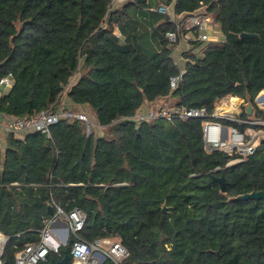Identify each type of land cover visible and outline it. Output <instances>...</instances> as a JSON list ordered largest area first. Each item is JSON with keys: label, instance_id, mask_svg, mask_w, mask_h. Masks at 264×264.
<instances>
[{"label": "trees", "instance_id": "1", "mask_svg": "<svg viewBox=\"0 0 264 264\" xmlns=\"http://www.w3.org/2000/svg\"><path fill=\"white\" fill-rule=\"evenodd\" d=\"M173 2L0 0V78L13 74L0 113L58 110L65 96L89 104L106 127L88 133L85 121L62 118L51 137L13 132L0 145L3 264L40 239L55 204L85 211L83 238L120 240L129 251L122 264H264V199L235 198L264 190V143L228 165L229 154L205 149L201 118H135L162 99L209 112L227 95L254 100L264 90V0H176L177 14L207 5L222 30L218 41H193L204 54L185 51L176 87L171 77L181 68L166 37L175 23L157 10L148 21L140 15ZM221 175L226 191L214 180ZM66 253L72 264L71 240L39 264Z\"/></svg>", "mask_w": 264, "mask_h": 264}, {"label": "built area", "instance_id": "2", "mask_svg": "<svg viewBox=\"0 0 264 264\" xmlns=\"http://www.w3.org/2000/svg\"><path fill=\"white\" fill-rule=\"evenodd\" d=\"M114 1L124 3L126 0ZM157 9L168 14L169 20L175 23V28L166 33L174 51L181 45L182 39L189 43L193 41L209 43L221 38V24L208 11L205 4L195 11L178 15H171L168 6L164 4H160ZM195 48L197 47L194 46L193 49ZM204 49L199 47L203 54ZM185 72V67L181 68L178 75L171 77L172 87L178 85ZM12 85L13 74L11 72L0 78V92L9 89ZM227 96L231 98L216 99L211 112L205 108L158 106L149 107L145 114L135 116V118L147 120L164 118L169 121L177 117L201 118L205 149L208 152L220 150L229 154L231 159L227 164L232 165L255 154L264 143V116L256 114V109L264 111V90L260 91L253 100L254 111L251 115L245 113V97ZM227 102L232 103V108H224ZM62 118L69 121L75 118L85 121L88 133H91L93 125L97 124L90 121L86 112L59 107L58 110L50 108L23 117L0 113V131L23 133L35 130L51 137L52 126ZM55 207L56 212L46 220L40 239L37 242L26 244L18 251L15 264H39L46 260L50 252H59L69 240H71L72 264H104L107 259L114 264H122L129 255L128 249L118 239L103 237L87 240L83 238L82 231L86 224L87 214L80 207L75 206L70 211H65L56 204ZM7 239L8 237L0 231V264H3L2 256Z\"/></svg>", "mask_w": 264, "mask_h": 264}, {"label": "crops", "instance_id": "3", "mask_svg": "<svg viewBox=\"0 0 264 264\" xmlns=\"http://www.w3.org/2000/svg\"><path fill=\"white\" fill-rule=\"evenodd\" d=\"M175 1L168 6V9L171 13V15H178L176 12H175ZM159 6V5H158ZM158 6H155V7H146L144 10H142V12H140V15L142 17V19L144 21H148L149 20V11H153V10H157L159 11L157 8ZM160 13H162L161 11H159ZM150 29V27H149ZM115 32L116 33H120V30L118 28V26L116 25L115 26ZM222 35H220L221 37ZM194 47V43H189L187 42L185 39H182V42H181V45L176 49V51H174V57L175 59L177 60V62L179 63L180 65V68H184L185 67V63L187 62L188 58L186 57L185 55V51H189L191 50L192 48ZM190 52V51H189ZM193 52H196L198 55L202 56L203 55V52H200L199 48H195L193 50ZM78 78V76H77ZM76 79H72V82H75ZM5 91V90H4ZM4 91H1L0 94H2ZM164 103H166V99H162L160 101H157L156 103H153V104H150V103H146L137 113L136 116H139V115H142V114H145L147 109L149 107H158L160 105H163ZM62 105H64L66 108H73L74 110H77V111H82V112H86V113H89L91 115V107L89 104H74L70 101H65V96L63 97L62 99ZM99 133V132H97ZM11 133H5V132H1L0 131V145L1 147L5 150L6 149V146H7V142H8V138H9V135ZM24 134L25 132L23 133H15V135L19 138H22L24 137ZM102 134V133H101ZM105 264V262H104Z\"/></svg>", "mask_w": 264, "mask_h": 264}, {"label": "water", "instance_id": "4", "mask_svg": "<svg viewBox=\"0 0 264 264\" xmlns=\"http://www.w3.org/2000/svg\"><path fill=\"white\" fill-rule=\"evenodd\" d=\"M242 37H258L259 35L256 33H245L243 32L241 34ZM231 84H234V82H231ZM245 103H244V109H245V113L248 115H251L254 111V102L253 99L251 97V95L249 93L246 94L245 96ZM80 162V161H78ZM214 180L218 181L221 184V188L222 191H226L227 190V183H226V179L224 175L221 176H214ZM236 199H260L263 198L264 199V190H254L248 193H244V194H240L238 196L235 197ZM50 210H52V206L49 207ZM165 209V208H164ZM69 254H65V256L56 262H53L52 264H69Z\"/></svg>", "mask_w": 264, "mask_h": 264}, {"label": "rangeland", "instance_id": "5", "mask_svg": "<svg viewBox=\"0 0 264 264\" xmlns=\"http://www.w3.org/2000/svg\"><path fill=\"white\" fill-rule=\"evenodd\" d=\"M188 51V50H187ZM77 78V76L76 77H74V79H76ZM233 96V95H232ZM231 98V96H226V98L227 99H229V98ZM235 97H241V96H235ZM68 101V99L65 97V101ZM60 107H63V108H65V106L64 105H61ZM75 111H77V110H75ZM89 116V119H90V121H92L93 123H97L96 125H93V127H92V130H95V131H97V132H99V133H104V131L106 130V127H103V126H101L99 123H98V121L94 118V116L93 115H88ZM92 123V124H93Z\"/></svg>", "mask_w": 264, "mask_h": 264}, {"label": "bare ground", "instance_id": "6", "mask_svg": "<svg viewBox=\"0 0 264 264\" xmlns=\"http://www.w3.org/2000/svg\"><path fill=\"white\" fill-rule=\"evenodd\" d=\"M224 108H226V109H230V108H232V103L227 102V103L224 105Z\"/></svg>", "mask_w": 264, "mask_h": 264}]
</instances>
